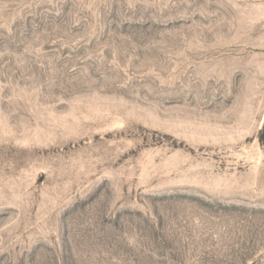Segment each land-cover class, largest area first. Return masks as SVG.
<instances>
[{
	"label": "rangeland",
	"instance_id": "374dc122",
	"mask_svg": "<svg viewBox=\"0 0 264 264\" xmlns=\"http://www.w3.org/2000/svg\"><path fill=\"white\" fill-rule=\"evenodd\" d=\"M0 264H264V0H0Z\"/></svg>",
	"mask_w": 264,
	"mask_h": 264
}]
</instances>
